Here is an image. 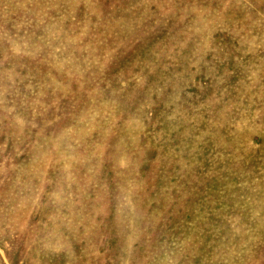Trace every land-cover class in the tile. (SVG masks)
<instances>
[{
	"label": "rangeland",
	"instance_id": "1",
	"mask_svg": "<svg viewBox=\"0 0 264 264\" xmlns=\"http://www.w3.org/2000/svg\"><path fill=\"white\" fill-rule=\"evenodd\" d=\"M0 264H264V0H0Z\"/></svg>",
	"mask_w": 264,
	"mask_h": 264
}]
</instances>
